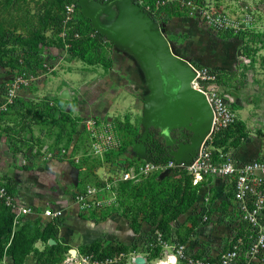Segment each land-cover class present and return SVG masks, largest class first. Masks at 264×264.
Segmentation results:
<instances>
[{"label": "rangeland", "instance_id": "rangeland-1", "mask_svg": "<svg viewBox=\"0 0 264 264\" xmlns=\"http://www.w3.org/2000/svg\"><path fill=\"white\" fill-rule=\"evenodd\" d=\"M66 2L0 0V174L9 180L16 172L44 169L50 160L49 153L60 145L81 153L88 138L84 122L91 116L111 119L119 142L114 153L104 159L81 155L77 163L66 161L77 169L79 182L75 185L62 171H53L54 180L66 188L64 195L70 201L71 212L61 218L55 231V237L60 235L58 238L63 240L56 237L43 241L37 237L50 232V219L41 215L44 204L37 208L30 206L32 213L12 225V233L19 231L27 245L22 264H43L39 255L48 254L51 245L53 255L48 264H160L165 252L155 234L162 230L158 224L161 217L167 219L161 232L170 240L187 242L192 247L191 242L199 239L192 238L199 225L189 208L174 218L171 213L162 216L167 201L175 204L177 200L172 195L183 178V167L167 159L147 175L118 179L121 169L134 166L137 170L144 159L137 151L144 129L146 82L136 60L95 30L90 21L91 30L85 31L90 32L93 43L85 60L68 50L69 43L61 47L59 43L65 33L73 32L75 37L85 27L80 7L76 8L73 21L64 22ZM173 2L161 12L165 21L160 17L159 24L165 38L175 54L195 68H207L214 74L211 84H219L215 91L236 116L233 123L211 133L208 139L231 152L246 143L248 151L253 152L260 144L261 154L264 152V0H192L198 10L192 13L190 8H180L177 1ZM205 12L224 16V25L213 26ZM47 13L60 16V21L49 20L51 30L44 31L45 45L34 50L29 42H17L13 38L4 45L1 43L5 31L29 40L32 30L40 29L41 17ZM98 61L107 62L108 66ZM229 85L239 89L237 99L222 92V86ZM64 88L68 89L69 98L59 97ZM105 172L113 174L116 197L112 192H104L98 196L101 205L89 209L77 206L75 194L87 184L100 187L99 176ZM45 206L56 207L52 201ZM217 224L222 227L221 220L214 223L216 229ZM89 229L100 238L91 249L69 241L74 230ZM130 229L133 234L127 238ZM120 245L127 249L119 252ZM0 264H14L13 258L4 255Z\"/></svg>", "mask_w": 264, "mask_h": 264}, {"label": "built area", "instance_id": "built-area-1", "mask_svg": "<svg viewBox=\"0 0 264 264\" xmlns=\"http://www.w3.org/2000/svg\"><path fill=\"white\" fill-rule=\"evenodd\" d=\"M104 2L106 0H97ZM177 1L180 8H190V12L198 11L192 0H134L142 10L159 22L161 9L168 3ZM78 0H67L64 4V22H71L78 8ZM205 16L213 26H223L224 16L205 12ZM79 33H75L78 37ZM196 75L191 81L194 88L201 90L212 110L211 132L200 143L196 155L189 164L179 163L191 176V184L197 186V199L189 208V213L200 224L217 221L222 218V224L228 231L214 247L197 251L187 242L165 240L156 231V240L165 252V259L159 262L167 264H264V152L244 159L235 151L213 145L210 134L217 132L233 123L235 114L228 103L223 101L215 91L217 88L205 87L214 79V74L207 68L197 69L191 65ZM88 135L87 146L81 153H74L70 148L60 145L49 153L50 159L79 162L81 155L108 156L118 144L113 121L98 117H88L85 122ZM76 139V138H75ZM159 162L148 158L142 160L137 170L134 166L121 169L119 180H128L141 173L157 169ZM97 171V170H96ZM95 171V172H96ZM99 176V186L87 184L75 194V201L80 208L89 209L101 205L100 193L114 192L113 174L110 172ZM115 182V181H114ZM219 192L216 194L215 190ZM0 200L13 212L12 225L20 218L29 216L30 206L21 205L10 189L8 180L0 174ZM41 215L49 219L61 218L64 210L60 207L45 206ZM162 264V263H160Z\"/></svg>", "mask_w": 264, "mask_h": 264}, {"label": "water", "instance_id": "water-1", "mask_svg": "<svg viewBox=\"0 0 264 264\" xmlns=\"http://www.w3.org/2000/svg\"><path fill=\"white\" fill-rule=\"evenodd\" d=\"M78 6L95 30L129 53L140 66L147 87L142 133L151 125L159 126L163 135L173 128L188 127L198 138L183 156L173 157L178 163L189 164L212 121L205 94L191 84L196 73L189 61L173 52L159 22L134 0H78ZM59 97L69 98L68 89L64 88ZM138 146L139 156L148 160L142 143Z\"/></svg>", "mask_w": 264, "mask_h": 264}, {"label": "trees", "instance_id": "trees-1", "mask_svg": "<svg viewBox=\"0 0 264 264\" xmlns=\"http://www.w3.org/2000/svg\"><path fill=\"white\" fill-rule=\"evenodd\" d=\"M172 3L174 4V2H168L161 10L164 12V10H166L169 6L173 5ZM81 16L82 18H84V21H85L86 28L85 27L83 28L84 31H81V33L78 32L79 33L78 37H73V32L72 34L69 33V35L65 33V36H63L59 44L61 47H63L65 44L69 43L68 50L73 55L79 57L82 60H85L86 52L88 50V47L91 45V43H93V39L92 37L89 36L91 35L90 32L86 33L85 31L86 29H90L89 20L85 18L82 14ZM50 19L57 20V23H58L60 21V16L58 17V15L54 16L53 14L47 13L46 15L41 17L40 29H33L29 40H24V38L21 36H16L13 31H5L1 35V43L4 45L7 42H9L10 39L13 38L17 42H24V41L29 42L30 47L33 46L34 50H37L39 46L45 45L47 43V36L44 31L47 29L51 30L48 27V22ZM161 19L165 21L164 14L161 16ZM98 62H101V61H98ZM101 63L102 65H104V67L108 66L107 62H101ZM195 66L197 67V64ZM218 85L219 84H211L210 82L204 86L218 88L219 87ZM238 91L239 89L236 88L235 86H231V85L222 86V92L231 97L235 96V99H237V96L239 94ZM26 123L28 124V122ZM154 141L156 143L157 140H154ZM112 153L114 152H111L110 154ZM146 156L147 158L151 159L152 161L156 163L157 162L160 163V162L166 161L167 159H171L166 156L156 155L153 152H146ZM183 170H184L183 178L179 180L177 187L175 188L174 194L172 195V198L176 197L177 200L175 204H168V201H167V203L162 208V211H163L162 216L171 213L172 217L174 218L177 215H179L182 211H185L186 209L190 208L197 199V188L198 187L193 186L191 184V176L187 174L184 168ZM8 183H9L10 189L13 191L14 185L13 186L10 185V184H13L10 178L8 180ZM0 207H1L0 208V260L3 258L4 255H9L13 258L14 264H22L24 257L27 253V245L22 239L23 235L19 231H14L12 233L13 212L8 207H6L1 202V200H0ZM61 218L50 219L49 220L50 221L49 222L50 232L43 233L41 236H37V237L42 239L43 241H47L50 238L56 239L55 231H56L57 224L61 223ZM158 221H159L158 222L159 226H161L160 228L164 230L165 229L164 224L167 221V219L161 217ZM130 222H131L130 225L133 229V225H132L133 220H131ZM161 231L160 233L162 234ZM162 236L165 240H170L167 235L162 234ZM155 239H156V234H155ZM99 241H100V238H97L95 241H92L90 244H85L84 247L91 249ZM53 248H54L53 245L48 246L49 252L44 257L42 253H40L38 259H41L43 264H48L49 258L52 259L51 256L53 255ZM125 249H127L125 245H120L119 252H124Z\"/></svg>", "mask_w": 264, "mask_h": 264}, {"label": "crops", "instance_id": "crops-1", "mask_svg": "<svg viewBox=\"0 0 264 264\" xmlns=\"http://www.w3.org/2000/svg\"><path fill=\"white\" fill-rule=\"evenodd\" d=\"M231 99L234 100L235 97H231ZM260 146L261 145L259 144V146L255 148V150H253V152H249L247 148L248 144L246 143L238 147L235 152L240 157L247 159L260 154ZM1 170L2 169H0V171ZM53 171L56 173H60V171H62L61 174H63V176L67 180H71L74 185L76 182H78V178L74 177V167L70 163H67L66 161L60 162L55 159H50L47 165H45L44 169L24 170L23 173L16 172L12 174L10 179L12 180L14 185L13 192L15 194L16 200L24 206H32L37 208V206L44 204L45 207V204L47 202L52 201L54 202V206L60 207L64 210L63 217H66L69 212H71V209L69 211L68 208V205H70V201L64 195L66 188L64 186H58V182L54 180L55 173H53ZM215 192L216 194L219 192L218 188H216ZM76 218H78L77 213ZM221 219V217L220 219L218 218V220ZM215 222L216 221H211L205 224L198 223L199 227L196 228L197 234L192 236V238L194 239L195 237H199L201 241H203V239L206 241H203L201 244H199V239L197 240V242L192 241L191 244L194 243L192 246L194 249H197V251H204L207 249L213 250L215 245L222 238L225 237V233H227L228 231L227 225L222 224V227L220 228L218 226L219 224H217L218 228L216 229V226L214 225ZM90 233H92L93 236L88 238V236L86 235H89ZM132 234L133 231L131 229L130 231H127V238L130 237ZM59 236L60 235L56 237L58 238ZM97 237L98 236H95V233L91 231V229L87 231L74 230L73 233L70 235L69 241L71 243L84 245L94 241V239H96ZM58 239L63 240V238Z\"/></svg>", "mask_w": 264, "mask_h": 264}, {"label": "flooded vegetation", "instance_id": "flooded-vegetation-1", "mask_svg": "<svg viewBox=\"0 0 264 264\" xmlns=\"http://www.w3.org/2000/svg\"><path fill=\"white\" fill-rule=\"evenodd\" d=\"M193 134L188 127H178L168 131V135H163L159 126L151 125L142 134L140 141L145 153L153 152L173 159L174 156H183L185 150L197 141L198 138H194ZM154 140H157L156 143Z\"/></svg>", "mask_w": 264, "mask_h": 264}, {"label": "bare ground", "instance_id": "bare-ground-1", "mask_svg": "<svg viewBox=\"0 0 264 264\" xmlns=\"http://www.w3.org/2000/svg\"><path fill=\"white\" fill-rule=\"evenodd\" d=\"M160 263H162V264H167V262H160Z\"/></svg>", "mask_w": 264, "mask_h": 264}]
</instances>
